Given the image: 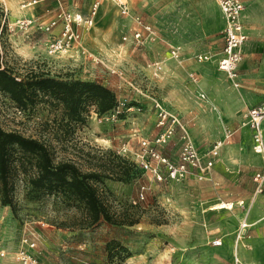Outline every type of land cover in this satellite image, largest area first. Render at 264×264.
Returning <instances> with one entry per match:
<instances>
[{"label": "rangeland", "instance_id": "rangeland-1", "mask_svg": "<svg viewBox=\"0 0 264 264\" xmlns=\"http://www.w3.org/2000/svg\"><path fill=\"white\" fill-rule=\"evenodd\" d=\"M28 1L33 5L23 9L25 15L45 7L51 8V19L60 11L91 17L92 23L81 28L69 51L50 54L46 43L58 35L60 22L50 34L37 25L19 28L21 0H0L2 66L23 82L44 76L100 84L115 96L116 106L106 113H119L99 121L102 115L89 99L81 120L74 121L51 95L36 91L21 108L0 92V128L42 143L54 163L98 173L101 179L91 183L116 224L100 220L89 225L79 200L35 190V158L13 145L6 186L10 205L1 202L0 182V243L9 255L29 232L41 264H240L237 257L243 264H264V183L258 193L253 181L264 161L253 152L252 131L242 119L246 109L264 100V0L245 3L248 37L238 88L216 66L223 16L214 0H127L125 15L115 0ZM137 18L149 25L153 40L145 33L139 41L134 38ZM173 44L181 50L176 61L169 58ZM201 53L210 60L198 61ZM158 60L164 74L155 80L148 67ZM153 100L178 118L204 159L221 141L204 179L190 175L158 181L141 169L132 135L151 140L158 132ZM179 144L175 133L159 150L177 163ZM124 146L129 154L121 152ZM237 200H244L245 207L209 210ZM241 223L251 226L250 238L242 240L251 246L244 249L237 238ZM216 236L220 245H211Z\"/></svg>", "mask_w": 264, "mask_h": 264}, {"label": "built area", "instance_id": "built-area-1", "mask_svg": "<svg viewBox=\"0 0 264 264\" xmlns=\"http://www.w3.org/2000/svg\"><path fill=\"white\" fill-rule=\"evenodd\" d=\"M215 1L222 13L224 21L221 29V53L216 60V66L225 74L229 82H231L234 87L238 88L240 86L238 83V70L243 59L241 47L247 39V35L243 30L242 24L244 0ZM115 2L118 5L121 14L125 15L128 13L129 9L127 0H115ZM93 13L94 12H92V14ZM3 15L4 19H6L4 11ZM135 21L137 29L132 32L134 38L139 41L143 38L145 33V36L153 40L154 33L151 31L149 25L143 23L139 18L135 19ZM59 22L60 30L58 29V35L52 36L46 43V48L50 54L69 51L72 45L81 37V28H88L92 23V18L88 16L82 17L78 14L71 16L69 13L67 15L58 11L47 23L40 22L35 18L21 20L17 23L19 28L23 29H26L31 25H37V29H43L46 34H50ZM72 24H75V26ZM168 50L170 59L176 60L179 58L181 50L178 46L169 47ZM196 58L198 61L202 62L210 60L211 57L207 53H203L198 54ZM151 68V77L153 79H158L162 72L160 62L153 63ZM153 104L155 108V128L158 132L153 138H151V140L143 136H139L136 132L132 135L133 137H137L136 140L140 148L134 156L137 157V162H139L141 169L147 170L149 173L154 175L158 181H161L162 179L179 181L190 175H194L199 180L204 179L207 176V170H209L213 165V161L216 157L217 150L221 145V141L213 144L212 148L208 151V157L204 159L191 142L186 128L178 120V118L169 113L155 100H153ZM132 109V107L128 108L130 111ZM118 113V109L113 111L110 115L106 113L99 118V121L114 118ZM242 119H244V125L249 126L252 131L251 148L253 152L261 155L264 159V100L259 105L249 107L242 115ZM175 133H178V137L180 139L177 163L171 162L159 150L160 146L167 145L172 140ZM229 136L230 132H227L224 137L229 138ZM121 150L124 155L126 152L129 154L128 147L124 146ZM253 181L255 184V190L258 193L261 192V186L264 183V169L254 175ZM239 226L237 238L241 239L246 235V229L249 226L246 223H241ZM212 244L215 246L220 245V239H216L212 242ZM35 249V241L31 238V233H23L20 238L19 247L10 255L7 249L0 243V261L10 256L15 264H39L34 253ZM235 261L238 262L237 259H235Z\"/></svg>", "mask_w": 264, "mask_h": 264}, {"label": "trees", "instance_id": "trees-1", "mask_svg": "<svg viewBox=\"0 0 264 264\" xmlns=\"http://www.w3.org/2000/svg\"><path fill=\"white\" fill-rule=\"evenodd\" d=\"M1 16V14H0ZM0 23V31L4 28ZM48 94L61 102L68 110V117L74 121L81 120L83 103L89 99L97 105L99 115L114 108L115 96L110 89L95 82H84L76 79L58 80L37 76L23 82L12 76L3 66L0 55V92L6 94L17 106L25 108L35 92ZM18 146L24 153L35 158L36 175L31 179L35 190L56 193L73 197L83 203L89 225L100 220L116 224L106 212L91 180L99 181L101 176L95 172L81 173L72 163H54L46 147L34 140L17 134L6 132L0 128V182L2 185V204L10 205L6 197L8 174V149Z\"/></svg>", "mask_w": 264, "mask_h": 264}, {"label": "crops", "instance_id": "crops-1", "mask_svg": "<svg viewBox=\"0 0 264 264\" xmlns=\"http://www.w3.org/2000/svg\"><path fill=\"white\" fill-rule=\"evenodd\" d=\"M215 1V0H214ZM36 2V1H35ZM34 2V3H35ZM39 2V1H38ZM215 3H216V1H215ZM245 3H246V0H244V9H245ZM4 5H5V7L7 8V9H9L8 7H7V4L4 2ZM31 5H33V3H32V1H28V0H21V4L19 5V13H20V18H18V19H20V20H27V19H33V18H35V19H38L40 22H43V23H47L50 19H51V13H52V10H51V8L50 9H48V8H45L44 7V9H42L41 11H40V13L39 14H36V15H31V14H27V15H25V14H23L22 13V11H23V9H25V8H27V7H29V6H31ZM216 5H217V3H216ZM218 6V5H217ZM244 11V10H243ZM7 12H8V10H7ZM244 13V12H243ZM243 16V15H242ZM7 18L9 19V20H12L13 19V17H12V13L11 12H9V14L7 15ZM223 19V18H222ZM16 19H14V21H15ZM223 24H224V21H223ZM242 24H243V30H244V32H245V34L247 35V37H248V30H246V28H245V25H244V23H243V20H242ZM222 27H223V25H222ZM246 42V41H245ZM245 44V43H244ZM244 44L242 45V47L244 46ZM175 46H177V45H175ZM174 46V44L173 45H171L170 47H175ZM221 47H222V45H221ZM241 47V48H242ZM242 52H243V48H242ZM201 54H203V53H201ZM243 58H244V55H243ZM173 60V59H172ZM176 60H178V59H176ZM175 60V61H176ZM242 61H243V59H242ZM242 61H241V63H242ZM158 62H160V66H161V68H162V72H161V75H160V77L158 78V79H160L161 78V76L164 74V68H163V65H162V61H160V60H158L157 62H153V63H158ZM152 63V64H153ZM240 63V64H241ZM148 68H150V73L152 72V68H151V64L149 65V67ZM218 68V67H217ZM239 73H238V83L240 84V82H241V76H240V65H239ZM158 79H155V80H158ZM247 110V109H246ZM245 110V111H246ZM225 136V135H224ZM217 142V141H216ZM252 145V144H251ZM258 156H260L261 157V159L264 161V159L262 158V156L261 155H258ZM263 165H264V162H263ZM261 171V170H260ZM226 203H229L231 206L229 207L230 209H227V210H229V211H231V210H233V206L234 205H237L238 207H241V208H244L245 207V203H244V200L242 201H236V202H234L233 201V203H231V202H226ZM244 203V204H243ZM215 210H217V209H215ZM215 210H212V211H215ZM247 224V223H246ZM248 225V224H247ZM249 227L246 229V235L242 238V239H240V241H239V244L241 245L240 247H239V249H244V248H248V247H250L251 246V243H250V241H249V244H250V246H248L249 244H244L243 242L244 241H246L245 240V237H248V238H250L249 237V230H250V228H251V226L250 225H248ZM216 239H220V242H221V238H218V236H216V238H214L212 241H211V245H213L212 244V242L213 241H215ZM244 239V241H242ZM215 246V245H214ZM248 246V247H247ZM34 253H35V255H36V257H37V259H38V262H39V264H41L40 263V259H39V256H38V252H37V249H35L34 250ZM8 258L10 259V260H8ZM7 259H4V260H2V261H0V264H2L4 261H7V264H15L14 262H13V260H12V258L9 256ZM237 260H238V262L240 263V264H243V262H241L240 260H239V258L237 257Z\"/></svg>", "mask_w": 264, "mask_h": 264}, {"label": "bare ground", "instance_id": "bare-ground-1", "mask_svg": "<svg viewBox=\"0 0 264 264\" xmlns=\"http://www.w3.org/2000/svg\"><path fill=\"white\" fill-rule=\"evenodd\" d=\"M233 202V201H232ZM231 205L229 203H225V202H218V203H215V205L211 206L209 208V210H215V209H230ZM236 245V244H235ZM235 250V248H234Z\"/></svg>", "mask_w": 264, "mask_h": 264}]
</instances>
